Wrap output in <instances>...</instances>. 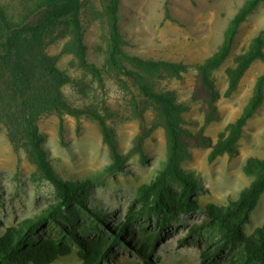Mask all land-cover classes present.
Here are the masks:
<instances>
[{"label":"trees","instance_id":"obj_1","mask_svg":"<svg viewBox=\"0 0 264 264\" xmlns=\"http://www.w3.org/2000/svg\"><path fill=\"white\" fill-rule=\"evenodd\" d=\"M121 1L102 0L103 13L99 16L107 26V48L105 63L100 67L88 59L85 0H21L18 12L0 0V122L7 127L12 143L18 148L24 145L29 151L56 195V201L41 214L10 225L0 234V264H51L70 255L75 245L82 264H112L121 250L135 255V264H160L155 254L168 229L182 214L201 208L199 178L182 163L191 156L192 148L204 145L211 147L209 162L224 154L237 155L246 124L264 103L263 72L241 114L227 124L218 140L213 143L205 134L206 128L220 118L219 90L213 73L230 55L241 25L264 0H246L230 20L217 50L196 64L198 79L192 99L201 103L204 113V123L197 130L184 124L189 105L178 99L176 91L156 87L159 78H182L187 65L129 53L119 27ZM58 33L67 37L62 53H71L78 68L92 74L101 85L105 68L130 78L143 104L153 109L154 125L165 130L164 165L137 188L123 219L112 220L115 224L107 223L114 219L110 211L91 204L93 180H68L56 171L39 131V119L55 114L63 141L66 115L75 117L78 127L80 120L88 117L98 123L111 152L106 172L113 174L126 165L127 157L118 149L115 129L105 117L92 106H75L65 95L63 88L74 83L73 78L59 65L61 55L47 50ZM256 60L264 62V30L236 57L235 67L228 73V94L237 90ZM134 107L141 126L129 155L141 153L150 134L144 111L135 100ZM243 171L253 179L239 197L228 205L208 203L204 219L179 240L181 246L197 244L200 264H264V222L251 233L245 230L264 194V158L248 157ZM50 224L56 225V233H46ZM205 230L213 231L216 237L203 240Z\"/></svg>","mask_w":264,"mask_h":264},{"label":"rangeland","instance_id":"obj_2","mask_svg":"<svg viewBox=\"0 0 264 264\" xmlns=\"http://www.w3.org/2000/svg\"><path fill=\"white\" fill-rule=\"evenodd\" d=\"M246 0H122L119 27L129 53L144 58L182 61L187 65L182 78H159L157 89H172L180 101L189 105L184 114L185 125L197 130L204 123L201 103L192 99L198 79L197 63L210 56L224 39V32ZM13 12L21 9V0H3ZM103 13L102 0H85V41L88 59L103 67L107 48V26L99 14ZM264 30V1L241 25L231 53L224 64L214 71L213 80L219 90L220 118L210 124L205 134L216 142L227 124L242 112L253 93L257 78L264 72V62L256 60L242 78L238 88L228 94L229 70L235 67L236 57ZM67 37L58 33L49 42L50 54L61 55L59 65L73 78L74 83L63 91L75 106H92L101 113L116 132L120 153L127 157L123 170L109 174L106 167L111 162V152L103 140L101 129L94 120H78L65 116L63 141L59 134V117L43 116L38 121L39 131L50 162L56 171L68 180L95 182L90 193L93 206L112 213V220H122L134 198L137 188L149 182L164 165L167 158V141L162 126L154 125L153 109L143 104V98L133 83L124 75L104 69V84L76 65L71 53H62ZM134 100L144 111L149 136L141 153L129 155L133 141L140 130L141 121L136 117ZM239 153L224 154L209 162V145L192 148L191 156L182 166L194 171L199 178L198 197L201 208L192 214H182L168 229V235L156 251L160 264H200V248L195 243L179 245V240L204 219L205 206L213 202L228 205L239 197L253 176L243 171L250 156L264 158V103L248 121L239 141ZM56 201L55 188L39 171L29 151L23 145L16 147L4 123L0 122V234L10 225L41 214ZM264 222V194L246 224L251 233ZM115 224V223H114ZM144 224V222H142ZM46 233H56L50 224ZM203 240L215 238L213 231L202 232ZM197 237V236H196ZM194 237V239H196ZM203 241V242H205ZM135 255L121 250L112 264H135ZM51 264H82L75 245L73 252Z\"/></svg>","mask_w":264,"mask_h":264}]
</instances>
